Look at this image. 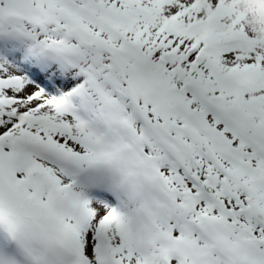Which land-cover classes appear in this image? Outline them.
I'll return each mask as SVG.
<instances>
[{
  "label": "snow or ice",
  "instance_id": "6c2138e0",
  "mask_svg": "<svg viewBox=\"0 0 264 264\" xmlns=\"http://www.w3.org/2000/svg\"><path fill=\"white\" fill-rule=\"evenodd\" d=\"M0 264H264V0H0Z\"/></svg>",
  "mask_w": 264,
  "mask_h": 264
}]
</instances>
